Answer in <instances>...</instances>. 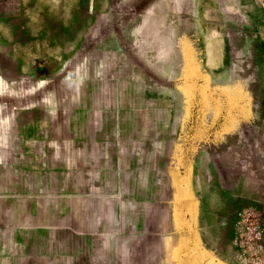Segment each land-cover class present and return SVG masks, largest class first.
Listing matches in <instances>:
<instances>
[{"label":"crops","instance_id":"obj_1","mask_svg":"<svg viewBox=\"0 0 264 264\" xmlns=\"http://www.w3.org/2000/svg\"><path fill=\"white\" fill-rule=\"evenodd\" d=\"M75 1L0 0V264H205L220 173L196 157L175 197L168 110L132 55L77 47Z\"/></svg>","mask_w":264,"mask_h":264},{"label":"rangeland","instance_id":"obj_2","mask_svg":"<svg viewBox=\"0 0 264 264\" xmlns=\"http://www.w3.org/2000/svg\"><path fill=\"white\" fill-rule=\"evenodd\" d=\"M75 4L77 47L132 55L147 96L168 110L175 197L192 206L186 184L196 157L220 173L221 203L207 194L204 203L206 227H220L212 236L220 251L206 252L205 264H264V0Z\"/></svg>","mask_w":264,"mask_h":264},{"label":"bare ground","instance_id":"obj_3","mask_svg":"<svg viewBox=\"0 0 264 264\" xmlns=\"http://www.w3.org/2000/svg\"><path fill=\"white\" fill-rule=\"evenodd\" d=\"M215 56H216V49L213 47L212 44H210L208 48V61L213 64L216 59Z\"/></svg>","mask_w":264,"mask_h":264}]
</instances>
